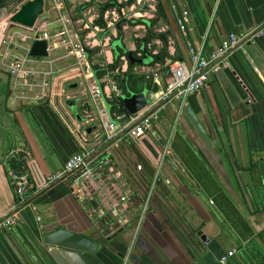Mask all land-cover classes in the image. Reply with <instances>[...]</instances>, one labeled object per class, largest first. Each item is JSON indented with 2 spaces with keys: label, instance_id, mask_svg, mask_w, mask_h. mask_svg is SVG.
I'll return each mask as SVG.
<instances>
[{
  "label": "crops",
  "instance_id": "1",
  "mask_svg": "<svg viewBox=\"0 0 264 264\" xmlns=\"http://www.w3.org/2000/svg\"><path fill=\"white\" fill-rule=\"evenodd\" d=\"M26 1L0 9V216L19 207L13 167L5 163L10 149L27 154L20 170L35 184L28 194L33 206L21 210L11 228H0V250L9 263L47 264L41 231L58 225L99 243L96 254L86 255L89 264H202L195 248L201 236L235 249L230 259L240 264H264V213L254 181L264 155V36L230 53L225 79L216 76L185 104L172 100L159 109L146 135L158 159L141 139L128 136L132 122L124 103L125 111L115 112L111 102L113 86L123 96L130 75L145 77L128 89L144 91L150 102L153 88L167 83L169 65L189 63L188 42L208 53L231 32L263 26L264 0H45L39 33L60 35L51 55H29L34 61L22 60L23 69L13 74L8 57L28 52L29 37L38 32L11 20ZM183 12L187 37L177 21ZM15 39L25 47H11ZM72 45L81 50L71 52ZM115 47L124 53L121 65L101 86L93 65L114 63ZM108 121L117 126L112 140L104 129ZM82 150L96 161L108 159V166L80 192L67 181L41 187L42 178ZM117 206L122 223L112 214ZM103 210L112 221L101 226Z\"/></svg>",
  "mask_w": 264,
  "mask_h": 264
},
{
  "label": "built area",
  "instance_id": "2",
  "mask_svg": "<svg viewBox=\"0 0 264 264\" xmlns=\"http://www.w3.org/2000/svg\"><path fill=\"white\" fill-rule=\"evenodd\" d=\"M179 27L184 36H188V13L183 12L177 19ZM57 35H51L48 32H41L39 34L40 39L48 41L49 48L57 41ZM264 36V25L250 29L245 32H231L222 40L220 45L208 53L202 46H195L191 42H188L190 61L189 63L174 61L169 65L170 77L167 83L159 90L153 91L151 95V101L149 104L139 113L131 115V128L128 130V136L133 139L144 136L152 127L153 118L157 117V112L160 108L164 107L167 102L175 100L185 104V101L190 95L201 93V91L209 86L212 74H216L220 71L230 55L234 50H244L245 44L255 43L258 38ZM34 36H30L29 40H34ZM27 40V39H26ZM71 52L80 51V47L72 45ZM24 63L21 61H15L12 63L11 72L13 74L23 69ZM28 88L34 89V85L29 83ZM113 89L115 95L120 97L122 92L114 85ZM94 93L96 97H100L101 89L95 87ZM158 108V109H157ZM157 109V110H155ZM104 129L106 132L107 140H112L118 135L117 126L111 122H104ZM264 160V155H262ZM27 160L28 156L23 150L16 148L10 150L5 156V163L12 160ZM108 159H101L96 161L94 157H91L90 152L87 150L78 151L73 154L63 167L49 175L46 178H42L41 187H50L58 181H67L71 186H77L78 191H82L83 183L89 178H94L101 173L103 168L109 164ZM11 177V183L14 187L15 194L19 201V207L15 208L9 214L0 216V228L9 229L15 225L19 219V213L26 207L33 206L29 202L28 194L31 189H35V184L32 181L30 175L27 172H20L14 168L9 171ZM40 187V186H38ZM81 187V188H80ZM39 190V189H38ZM123 201L125 197L121 198ZM120 210L117 207L112 209V214L118 217L119 223H122L123 218L120 215ZM106 212L101 211V216H104ZM41 220V217H38ZM236 253L235 249H230L227 252V256L222 259L225 263L227 259L232 257Z\"/></svg>",
  "mask_w": 264,
  "mask_h": 264
},
{
  "label": "water",
  "instance_id": "3",
  "mask_svg": "<svg viewBox=\"0 0 264 264\" xmlns=\"http://www.w3.org/2000/svg\"><path fill=\"white\" fill-rule=\"evenodd\" d=\"M46 18V1L45 0H28L21 5L19 10L11 17L15 24L22 25L31 29L37 28L35 39L30 40L29 55L31 57L44 58L51 55L48 41L39 38V28ZM38 22V23H37ZM40 23V24H39ZM39 25V26H38ZM38 26V27H37ZM39 29V30H38ZM128 57L132 59L131 52H126ZM142 62V59L140 60ZM169 71V70H168ZM219 77L222 80L226 78L224 67L216 74H212L210 79L214 80ZM78 84L69 85V87H77ZM123 103L127 111L131 114H137L142 111L149 103L147 94L142 91L132 93L131 95L122 96ZM190 107H186V111L199 129L201 134L209 142V136L203 129L201 123L196 119V115L191 111ZM150 130H154L153 127ZM149 130V131H150ZM147 133L137 138L141 139L143 146L155 157L159 158L160 154L154 144L146 136ZM257 177H255L256 199L260 206L261 212L264 213V160L261 156L256 165ZM45 248V260L47 264H89L86 255L96 254L99 250V243L91 237L72 230L68 227L45 226L41 231L40 237ZM200 261L202 264H233L227 259L225 263L222 259L227 256V248L217 237H200V243H196ZM197 254V253H196ZM199 261V262H200ZM0 264H10L3 252L0 250Z\"/></svg>",
  "mask_w": 264,
  "mask_h": 264
},
{
  "label": "trees",
  "instance_id": "4",
  "mask_svg": "<svg viewBox=\"0 0 264 264\" xmlns=\"http://www.w3.org/2000/svg\"><path fill=\"white\" fill-rule=\"evenodd\" d=\"M21 2H23L24 0H20ZM11 2V0H0V9H2L5 6H8L9 3ZM115 61L112 64H105V63H100L97 62L93 65V69L95 71V74L98 78V80L101 81V86L105 85V80L104 77L107 75V73L109 71H115L118 67H120L121 62H122V56L124 55V53L121 51L120 48L115 47ZM156 55H153V57H155ZM165 54H163L161 56V59L164 60ZM114 77L117 79L118 77H120V75H114ZM145 77L143 76H132L130 75V81L128 83V86H123L122 87V91L123 94L125 95H130L132 93V90H129L128 87L130 86V84H136V81H140L142 79H144ZM132 86V85H131ZM159 89V86H155L153 88V91H156ZM111 102L113 104V111L115 112H123L125 111V108L123 106V101H122V95L120 97H114L113 99H111ZM12 149H16V148H12ZM10 149V150H12ZM23 164V159H19V160H12L11 161V165L14 169L22 172L20 169L22 167ZM34 189H31V191H33ZM112 218V217H111ZM113 219V218H112ZM112 220L110 219V215L108 213H106V215H104L102 221H101V226L102 225H106L108 223H110ZM232 261L233 264H240L239 262H237L234 258L230 259ZM246 264H249V261L246 260Z\"/></svg>",
  "mask_w": 264,
  "mask_h": 264
},
{
  "label": "rangeland",
  "instance_id": "5",
  "mask_svg": "<svg viewBox=\"0 0 264 264\" xmlns=\"http://www.w3.org/2000/svg\"><path fill=\"white\" fill-rule=\"evenodd\" d=\"M24 35H28V34H24ZM23 40V39H22ZM20 42V40H17V39H15V41H13L12 42V44L14 45V46H11V47H15V46H23V47H25L24 45H23V43H19ZM5 43V42H4ZM6 44V43H5ZM10 45V44H9ZM19 48V47H18ZM3 49H0V52H1V54H0V57L2 56V53H3ZM20 54H18V56H21V57H17V56H11V57H8V60H9V63H10V66L12 65V63L13 62H15V61H21L22 62V60H23V62H26L27 63V61L29 60L28 59V56H29V51L27 52V48L25 49V48H23V50H21V51H18ZM58 54V53H57ZM17 55V54H16ZM56 57H59V56H56ZM32 61H34V60H32ZM31 60H29L28 62L29 63H31L32 62ZM40 65V64H39ZM39 65H37V66H39ZM35 67V66H34ZM34 77H36V76H34ZM34 77H31L30 76V79L31 80H29V82H35V80H34ZM102 234H106V233H102Z\"/></svg>",
  "mask_w": 264,
  "mask_h": 264
}]
</instances>
